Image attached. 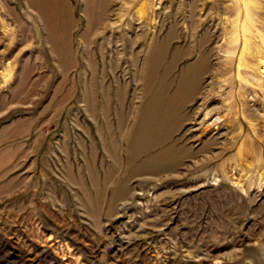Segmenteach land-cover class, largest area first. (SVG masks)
<instances>
[{"label":"rangeland","instance_id":"1","mask_svg":"<svg viewBox=\"0 0 264 264\" xmlns=\"http://www.w3.org/2000/svg\"><path fill=\"white\" fill-rule=\"evenodd\" d=\"M97 1L0 0V264H264V0Z\"/></svg>","mask_w":264,"mask_h":264},{"label":"crops","instance_id":"2","mask_svg":"<svg viewBox=\"0 0 264 264\" xmlns=\"http://www.w3.org/2000/svg\"><path fill=\"white\" fill-rule=\"evenodd\" d=\"M184 53H186V50H183L182 48H176L172 50L170 54V60L165 64L164 68L166 70V73L171 74L177 67L175 66V61L180 58ZM209 64L207 63V60L204 58L203 63L199 62H187L184 65L180 66L178 68V80L176 83H174L173 86H175L172 90H169L166 88L167 86H161L160 83L157 85H154V80L160 79L159 76V67H153L151 68V79L150 82L152 83L151 88V95L148 97V105L151 106L152 109L164 107V108H175L177 105L175 104H168L169 100L166 99L163 104H161L160 98L155 97L156 94L160 92V87L163 88V91L169 92H176V93H188V98H191L192 92H197V88L199 86V79L201 76L204 77L205 74L209 71ZM157 70V73L154 72V70ZM157 75V77H154V75ZM196 81L195 85L193 87L189 86L190 82ZM198 81V83H197ZM160 86V87H159ZM162 91V90H161ZM183 101V97L181 98Z\"/></svg>","mask_w":264,"mask_h":264},{"label":"bare ground","instance_id":"3","mask_svg":"<svg viewBox=\"0 0 264 264\" xmlns=\"http://www.w3.org/2000/svg\"><path fill=\"white\" fill-rule=\"evenodd\" d=\"M91 5V4H90ZM106 1L105 0H98L97 1V4H96V7H95V9H96V14H95V16L94 17H96V18H92L93 20H94V22H99L101 19L103 20V18H102V16H103V14H104V12H105V9H106ZM93 10V9H92ZM105 22V21H104ZM100 23V22H99ZM103 23V22H102ZM98 26V25H97ZM135 36V35H134ZM138 38V37H137ZM131 42V41H130ZM137 43V42H136ZM137 52V51H136ZM137 56V55H136ZM258 57H257V64H259V65H261V67H262V70H261V73H262V75H264V55H263V53H259L258 55H257ZM137 59V58H136ZM92 62V61H91ZM93 64V63H92ZM153 146L154 145H147V146H144L143 147V150H142V152H146V151H149V150H152L153 149ZM169 147V146H168ZM134 154V153H133ZM153 156H155L154 154L153 155H151V157H153ZM157 159V158H156Z\"/></svg>","mask_w":264,"mask_h":264}]
</instances>
